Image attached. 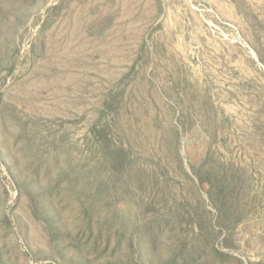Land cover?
<instances>
[{
	"label": "rangeland",
	"instance_id": "374dc122",
	"mask_svg": "<svg viewBox=\"0 0 264 264\" xmlns=\"http://www.w3.org/2000/svg\"><path fill=\"white\" fill-rule=\"evenodd\" d=\"M0 264H264V0H0Z\"/></svg>",
	"mask_w": 264,
	"mask_h": 264
},
{
	"label": "bare ground",
	"instance_id": "6f19581e",
	"mask_svg": "<svg viewBox=\"0 0 264 264\" xmlns=\"http://www.w3.org/2000/svg\"><path fill=\"white\" fill-rule=\"evenodd\" d=\"M62 66V65H61ZM54 69V68H53ZM46 73V72H45ZM48 73H50V72H48ZM52 74V73H51ZM49 75V74H48ZM48 77H50V76H48ZM41 79V78H40ZM34 80V79H33ZM36 82V81H35ZM34 83V82H33ZM37 83V82H36ZM35 84V83H34ZM37 85V84H36ZM45 85V84H44ZM34 86V85H33ZM54 86V85H53ZM35 87V86H34ZM40 87V86H39ZM55 87V86H54ZM53 87V88H54ZM42 90H46V89H42ZM48 91V90H47ZM54 91H55V89H54ZM37 92V91H36ZM52 92V91H51ZM20 93V92H19ZM23 94H25V93H23ZM22 94V95H23ZM49 94V93H48ZM54 94V93H53ZM19 95V94H18ZM22 95H19V96H22ZM47 95V94H46ZM62 95V94H61ZM26 96V95H25ZM48 96V95H47ZM45 97V96H44ZM48 98V97H47ZM43 100V99H42ZM57 100V99H56ZM55 100V101H56ZM47 101V100H46ZM24 102V101H23ZM32 102V101H31ZM36 103V102H35ZM55 103H57V102H55ZM40 104V103H39ZM42 104V103H41ZM29 105H30V103H29ZM56 105V104H55ZM57 106H58V104H57Z\"/></svg>",
	"mask_w": 264,
	"mask_h": 264
}]
</instances>
